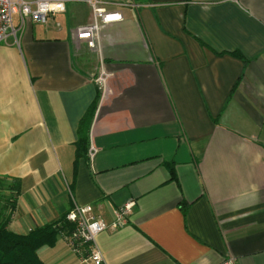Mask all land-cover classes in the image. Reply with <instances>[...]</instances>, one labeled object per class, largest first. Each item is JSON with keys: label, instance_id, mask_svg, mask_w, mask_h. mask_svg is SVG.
<instances>
[{"label": "crops", "instance_id": "1", "mask_svg": "<svg viewBox=\"0 0 264 264\" xmlns=\"http://www.w3.org/2000/svg\"><path fill=\"white\" fill-rule=\"evenodd\" d=\"M68 2L0 44V176L20 183L9 229L91 205L103 264H264V0H112L123 19L94 47L77 36L92 7ZM94 103L95 153L77 158ZM66 230L41 260L91 264Z\"/></svg>", "mask_w": 264, "mask_h": 264}, {"label": "built area", "instance_id": "2", "mask_svg": "<svg viewBox=\"0 0 264 264\" xmlns=\"http://www.w3.org/2000/svg\"><path fill=\"white\" fill-rule=\"evenodd\" d=\"M93 9L92 23L77 29L79 38L87 39L88 45L94 47L100 26L104 23L123 19L117 11L106 8L105 1L85 0ZM68 0H0V44L14 36L18 42V32L21 31L27 19L47 23L50 18L65 12ZM102 79V77L100 78ZM93 158L95 148L89 149ZM133 201L127 202L116 211V221L113 226L123 224L132 209ZM67 220L73 228L66 234V240L72 250L80 254L91 264H103L104 257L98 245V235L108 228V223L98 218L91 205H76L67 213ZM220 264H235L234 257L225 258Z\"/></svg>", "mask_w": 264, "mask_h": 264}, {"label": "trees", "instance_id": "3", "mask_svg": "<svg viewBox=\"0 0 264 264\" xmlns=\"http://www.w3.org/2000/svg\"><path fill=\"white\" fill-rule=\"evenodd\" d=\"M96 104L92 105L80 121L77 158L88 157L89 132ZM20 193V183L0 176V264H45L38 251L43 246L54 245L62 230L71 231L73 224L67 213L58 221L37 227L27 234L9 229V224Z\"/></svg>", "mask_w": 264, "mask_h": 264}, {"label": "rangeland", "instance_id": "4", "mask_svg": "<svg viewBox=\"0 0 264 264\" xmlns=\"http://www.w3.org/2000/svg\"><path fill=\"white\" fill-rule=\"evenodd\" d=\"M104 1V0H103ZM110 1H112V0H105V2H107L108 4L109 3H111ZM73 2H68V7L70 8V5L72 4ZM106 6V8L109 10L110 9V4L109 5H105ZM70 12H71V8H70V11H69V14H70ZM52 21V20H51ZM55 21L56 22H60L63 26H66L67 24H68V21L65 19V16L64 15H61V16H59V17H57V18H55L54 19V23H55ZM49 22V21H48ZM50 23V22H49ZM48 23V24H49ZM38 26H42V25H44V24H37ZM69 25V24H68ZM67 25V26H68Z\"/></svg>", "mask_w": 264, "mask_h": 264}]
</instances>
